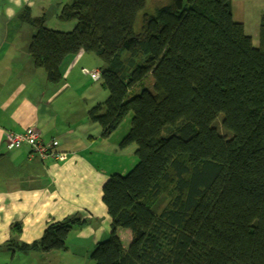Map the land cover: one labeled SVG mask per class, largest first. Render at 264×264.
Masks as SVG:
<instances>
[{"label": "trees", "instance_id": "obj_1", "mask_svg": "<svg viewBox=\"0 0 264 264\" xmlns=\"http://www.w3.org/2000/svg\"><path fill=\"white\" fill-rule=\"evenodd\" d=\"M27 8L21 17L36 29L28 52L47 80H62L68 57L94 53L110 95L90 121L107 137L133 114L120 146L136 144L138 161L103 185L111 231L93 264H264V24L257 46L231 0H72L58 13L74 22L68 31ZM149 76L152 88L129 97ZM219 116L231 136L215 126ZM85 221L51 222L31 243L18 241L15 223L6 247L66 249ZM120 227L132 231L127 248Z\"/></svg>", "mask_w": 264, "mask_h": 264}, {"label": "crops", "instance_id": "obj_2", "mask_svg": "<svg viewBox=\"0 0 264 264\" xmlns=\"http://www.w3.org/2000/svg\"><path fill=\"white\" fill-rule=\"evenodd\" d=\"M21 4L25 5L26 1L21 0ZM63 4L64 1L57 3L58 12L47 16V21L51 16L55 21L59 19ZM231 4L233 20L242 23L253 40H259L264 24V0H231ZM5 5H13L15 12L21 9L14 2ZM68 23L69 26H64L65 31L74 26V22ZM19 52L18 47L0 44V68L18 72L25 69L21 66ZM87 53L80 52L66 61L77 59L74 62L80 63L86 60V65L93 58ZM34 68L27 70L31 76L40 69ZM17 76L18 73L16 78L9 76L0 80V264L18 256L16 250L6 247L15 223L22 226L18 241L25 243L40 238L49 223L69 216H80L86 221L72 229L67 241L74 232V238L80 244L89 246H95L107 237L112 219L103 201V185L111 174L116 173L115 160L119 153L115 143L111 144L112 134L104 137L101 125L90 121L88 111L93 104H86L80 112L72 108L71 99H83L88 86L79 90L82 96H75L74 92L66 94L72 87L70 84L51 88L38 85L33 77L32 82L26 83ZM64 78L65 73L59 83L65 82ZM47 83L53 84L48 80ZM29 126L39 128L46 141L59 140L61 148L68 152V159H40L31 154V148L26 144L9 149L6 144L8 133L24 131ZM98 160L107 164L102 166ZM109 161L113 163L108 164ZM118 233L127 248L133 238L131 229L120 227Z\"/></svg>", "mask_w": 264, "mask_h": 264}, {"label": "rangeland", "instance_id": "obj_3", "mask_svg": "<svg viewBox=\"0 0 264 264\" xmlns=\"http://www.w3.org/2000/svg\"><path fill=\"white\" fill-rule=\"evenodd\" d=\"M26 4H21V9L18 11H14V15L9 17L6 14V9L11 7L15 10L13 5L6 6L5 3H12L13 0L10 2L8 0H0V44H9L12 47L19 48V56L22 57V68L21 72L17 70H2L0 68V80L8 78L11 76L12 78H16V74L18 73L20 80H24L26 83L32 82L33 80L42 85H48L49 87L56 88L62 87L65 83L70 84L72 86L70 90L66 94L75 93L74 95L82 96L79 90L86 88L88 86L87 91L84 92L83 99L79 97H75L71 99L72 108L76 109V111L80 112L86 104H93L90 108L96 106L98 103H104L110 93L109 90L105 89L102 85V78L99 75L98 77L94 78L92 76V72L95 69H100L103 65V61L96 56L94 53H87L88 57H93L91 62L88 64H84V62H88L86 60L81 61L80 63L74 62L76 60L65 61L62 72L65 73V82L59 84H50L47 83L45 79V70L40 68L37 72H34V76H31L28 69L34 68L33 60L31 55L28 52L29 43L36 32V29L30 22H27L25 18L21 17L23 14V9H26V12L31 17H37L42 15L44 12L47 13V16L52 15L53 12L57 10V3L60 1H64L65 3H71L72 0H25ZM51 6V7H50ZM20 8V7H19ZM45 9V10H44ZM28 10V11H27ZM58 12V10H57ZM51 16L49 21H47V26L53 29L60 28L59 30L65 31V25H70L68 21L64 20H53ZM255 45H259V40L254 39ZM85 52V51H80ZM30 59V60H29ZM74 63V64H72ZM35 69V68H34ZM101 70V69H100ZM102 71V70H101ZM33 77V80H32ZM153 78L149 76L146 80H144L141 84L136 85L129 97L137 94L141 91L142 87L152 88ZM1 83V87H2ZM34 87V85H32ZM93 94V97H91ZM2 94H0V97ZM222 116V115H221ZM219 116L214 124L218 128V130L226 136H231V133L227 131L222 126V117ZM133 114L130 112L126 118L122 121L121 125L112 133L110 137L111 144L115 143L117 148L118 156L115 160V169L116 172H120L125 174L128 170H130L138 161V157L135 155L136 144H131L126 148H122L120 146L121 140L128 134L131 124H132ZM123 149V150H121ZM122 155V156H121ZM98 164L102 166L106 165L107 163L102 162V160L97 161ZM133 162V163H132ZM112 161H109L108 164H112ZM109 166V165H108ZM127 170L125 171V167ZM110 168L113 169L112 166ZM168 198L167 196H162L159 201H157L154 205V210L160 211L167 203ZM76 232L72 233L67 241V248L66 249H59V250H51L50 252H43V251H30L24 252L23 250L19 249L17 246L15 248L18 256L14 260L2 261L3 264H93V260L91 258V253L95 249L93 245H83L78 242V239L74 238ZM103 237L102 240H106L109 237ZM105 238V239H104Z\"/></svg>", "mask_w": 264, "mask_h": 264}, {"label": "built area", "instance_id": "obj_4", "mask_svg": "<svg viewBox=\"0 0 264 264\" xmlns=\"http://www.w3.org/2000/svg\"><path fill=\"white\" fill-rule=\"evenodd\" d=\"M101 75L100 69L92 72L94 78ZM6 144L9 149L26 144L31 148V154L38 156L40 159L52 158L64 161L68 158L65 152L55 151L54 147L57 141L46 142L43 132L36 126H29L24 131H11L7 135Z\"/></svg>", "mask_w": 264, "mask_h": 264}, {"label": "clouds", "instance_id": "obj_5", "mask_svg": "<svg viewBox=\"0 0 264 264\" xmlns=\"http://www.w3.org/2000/svg\"><path fill=\"white\" fill-rule=\"evenodd\" d=\"M13 2L15 3L16 7L19 8L21 7V0H13ZM6 14L11 17L14 15V9L9 7L6 9Z\"/></svg>", "mask_w": 264, "mask_h": 264}]
</instances>
